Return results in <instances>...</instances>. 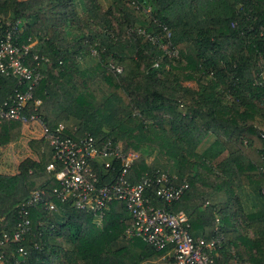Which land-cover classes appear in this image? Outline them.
Wrapping results in <instances>:
<instances>
[{
	"label": "trees",
	"instance_id": "trees-1",
	"mask_svg": "<svg viewBox=\"0 0 264 264\" xmlns=\"http://www.w3.org/2000/svg\"><path fill=\"white\" fill-rule=\"evenodd\" d=\"M37 1L0 0V35L21 19L32 62L34 54L49 59L34 93L41 103L33 109V99L28 112L134 150L133 182L163 172L188 181L173 207L186 210L194 234L211 238L218 213L223 253L264 264V0H111L107 9L100 0ZM87 56L95 62L83 66ZM18 84L2 75L0 101ZM23 125L0 118V144L20 138ZM30 144L38 160L0 172V237H9L0 264H142L156 252L125 235L123 202L99 219L57 197L47 169L53 150L44 138ZM37 188L54 209L26 205ZM190 196L201 202L190 208ZM25 218L29 228L15 239Z\"/></svg>",
	"mask_w": 264,
	"mask_h": 264
},
{
	"label": "built area",
	"instance_id": "built-area-1",
	"mask_svg": "<svg viewBox=\"0 0 264 264\" xmlns=\"http://www.w3.org/2000/svg\"><path fill=\"white\" fill-rule=\"evenodd\" d=\"M5 23L7 27L0 35V77H14L19 86L0 101V118L17 119L23 124L36 122L42 127L45 142L53 150L54 160L48 163L47 169L59 182L54 188L57 197L73 202L77 208L91 212L99 219L113 201L123 202L131 216L125 235L141 238L156 250L142 264H252L237 256L230 259L223 253L227 237L218 213L214 234L207 238L194 234L185 209L173 207L189 188L188 181L174 183V175L163 172L133 182L129 169L138 156L137 152L124 149L121 143H99L89 132L76 136L77 125L69 127L61 122L52 128L39 114L32 110L28 112L30 102L35 99V89L44 77L43 67L49 59L43 57L42 61L38 54H34V64L30 58L33 44L22 40L21 19ZM164 28L167 30L166 26ZM261 68L264 79V58ZM40 103L41 99H35L33 109ZM259 133L264 141V127ZM152 187L157 201L151 197ZM46 195L45 189H34L26 205L43 201L47 208L54 209L55 203L47 201ZM23 212L28 213L25 208ZM29 223V218L18 223L15 239L28 230ZM8 240L5 234L4 238L0 237V244Z\"/></svg>",
	"mask_w": 264,
	"mask_h": 264
},
{
	"label": "rangeland",
	"instance_id": "rangeland-1",
	"mask_svg": "<svg viewBox=\"0 0 264 264\" xmlns=\"http://www.w3.org/2000/svg\"><path fill=\"white\" fill-rule=\"evenodd\" d=\"M22 2L26 3H32V0H22ZM35 2H38L35 0ZM101 7L103 9H107L109 5L111 4V0H100ZM69 38H71V34L68 35ZM95 62V57L93 56H87L85 57L81 64L89 65L93 64ZM28 126V130H26V133L24 137L21 138V142L9 144L8 146L0 147V171H5L9 173H14L18 170V165L21 160H23L26 156H28V153H30V144L29 141L34 137H40L41 136V130L40 128H35L33 125H25ZM260 127H264V123L262 122L260 124ZM123 145V143H121ZM33 157H37V154L33 151ZM153 154L149 156V160L153 158ZM197 200V203L194 201ZM192 199V196H190L187 200L188 206L190 208L193 207L194 203L199 204L201 202V199L196 197L195 199ZM191 205V206H190ZM239 223H241L240 227L242 226L241 218H239ZM243 229V226L241 227Z\"/></svg>",
	"mask_w": 264,
	"mask_h": 264
},
{
	"label": "crops",
	"instance_id": "crops-1",
	"mask_svg": "<svg viewBox=\"0 0 264 264\" xmlns=\"http://www.w3.org/2000/svg\"><path fill=\"white\" fill-rule=\"evenodd\" d=\"M25 125H27V124H24L23 125V128H22V134H21V137L20 138H18V139H16V140H13V141H11L10 143H8V144H5V145H1L0 144V147H4V146H8L9 144H13V143H18V142H21L20 140H21V138L22 137H24V135H25V133H26V130H28V126H25ZM29 125H33L35 128H40V130H41V136L40 137H34V138H32V139H40V138H44V131H43V129H42V127L38 124V123H36V122H32V123H30ZM31 139V140H32ZM31 140L29 141V144L31 143ZM45 150V145H43L42 146V151H44ZM33 151L37 154V152L32 148V146H31V144H30V153H28V156H30V157H33L32 155H33ZM28 156H26V157H28ZM25 157V158H26ZM34 159H39V156H38V154H37V157H33ZM22 161V160H21ZM20 161V162H21ZM19 162V163H20ZM18 171V170H17ZM17 171L16 172H14V173H17ZM0 172H3V173H9V172H5V171H0ZM14 173H10V174H14ZM191 206V205H190Z\"/></svg>",
	"mask_w": 264,
	"mask_h": 264
}]
</instances>
